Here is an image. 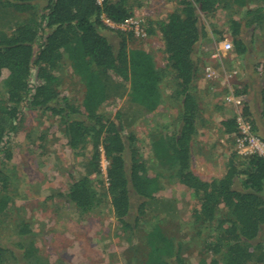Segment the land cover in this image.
<instances>
[{"label":"trees","instance_id":"1","mask_svg":"<svg viewBox=\"0 0 264 264\" xmlns=\"http://www.w3.org/2000/svg\"><path fill=\"white\" fill-rule=\"evenodd\" d=\"M40 1L0 0L4 9L20 14L33 12L12 32L0 27V157L10 158L5 140L16 128L24 108L48 111L61 122L68 146L81 160L84 176L71 186L69 198L82 213L91 212L100 204L98 188L103 187L120 228L136 233L138 221L135 225L128 221L134 191L143 199L138 212L154 216L159 225H167L178 218V206L173 199L162 195V183L151 177L145 164L137 158L132 148L135 137L124 133L160 109L162 86L171 76L176 82L172 97L183 99L181 127L163 145L164 150L156 147V151L177 167L172 179L195 195L196 226L212 229L215 241L207 247L212 256L198 264L251 263L253 243L264 228V158L246 156L242 168L231 159L224 176L212 182L196 176L190 169L198 110L192 88L198 74L194 54L200 41L208 35L201 17L215 14L220 7L230 9L234 5L246 9V16L252 18L250 22H261L264 0H182L166 20H149L146 32L151 35L158 31L162 36L168 64L165 70L157 69L150 53L129 48L135 37L133 33L112 30L120 39L116 47L104 35L109 29L105 19L123 24L133 16L130 0H104L102 4L97 0H47L36 12ZM243 27L237 19H230L229 29L238 54L246 52ZM67 63L85 84L80 105L67 96L61 97L56 88L57 74ZM35 69L38 84L33 86ZM118 80L129 84V104L126 110L110 119L99 110L115 95L124 94L125 85ZM236 116L223 121L227 134L237 132ZM249 120L256 133L254 121ZM127 152L131 153L129 166ZM103 157L109 161L106 182L101 169ZM9 184L6 171L0 169V215L11 207ZM158 229L149 235L153 244L149 251L140 237L143 264H186L180 248L173 253L166 252L169 242ZM30 233L28 225L20 230L21 237ZM155 241L160 243L159 247L154 245ZM31 246L25 257L30 258ZM170 254L174 258L172 263L167 258ZM0 264H17L14 252L0 247Z\"/></svg>","mask_w":264,"mask_h":264},{"label":"rangeland","instance_id":"2","mask_svg":"<svg viewBox=\"0 0 264 264\" xmlns=\"http://www.w3.org/2000/svg\"><path fill=\"white\" fill-rule=\"evenodd\" d=\"M180 1L130 0L132 17L143 20L145 29H149V20H166ZM46 3L47 0L38 2L36 12ZM32 13L20 14L0 6V27L12 32ZM231 18L245 26L242 28L244 54L237 53L229 29ZM251 19L246 16V9L234 5L230 9L220 7L215 14L201 17L208 35L200 41L194 54L198 74L192 93L197 99L198 110L196 134L191 142L190 169L206 182L222 178L231 159L240 168L245 163L246 156L238 152L235 134L225 132L222 125L225 119L239 113L246 115L254 121L256 134L264 141V19L250 22ZM112 30L104 31V35L116 47L120 39ZM226 41L233 44V49L221 53L222 58L214 59L213 53ZM129 48L145 50L153 56L157 69H168L164 43L158 31L151 35L147 33L146 37H133ZM209 66L221 75L233 74L230 88L238 101L237 106L226 101L230 94L228 88L211 91L212 81L205 72ZM36 72L35 69L33 86L38 84ZM57 77L56 88L60 96L82 104L85 84L71 64H65ZM167 80L162 86L160 109L139 120L124 134L135 137L132 148L137 158L145 164L148 174L162 183V195L176 202L178 218L167 225H159L154 216L141 215L138 211L143 199L132 191L128 221L132 225L138 221L139 229L136 233L121 229L110 197L99 185L100 204L91 212L82 213L70 200L69 192L71 186L84 176L83 169L81 160L68 146L63 125L48 111L24 108L16 128L5 140L10 158L0 157V169L9 177L8 194L12 197L10 209L0 215V247L12 250L17 264H143L140 237L144 238L146 251L151 250L153 244L149 235L157 227L169 242L166 252L173 253L180 248L186 264H198L212 256L207 250L215 241L212 229L199 228L193 217V210L197 207L195 195L172 179L177 167L171 165L163 153L156 151V147L163 149L181 127L183 99L172 97L176 82L171 76ZM123 84L124 94L115 95L101 106V115L114 119L118 112L127 109L129 84ZM126 156L129 166L131 153L127 152ZM108 166L109 161L103 157L101 169L105 182ZM24 225L29 226L31 233L21 237L20 230ZM31 244L28 258L24 254ZM154 245L159 247L160 243L155 241ZM253 245L254 258L249 264H264V228ZM171 255L167 256L170 263L174 262Z\"/></svg>","mask_w":264,"mask_h":264},{"label":"built area","instance_id":"3","mask_svg":"<svg viewBox=\"0 0 264 264\" xmlns=\"http://www.w3.org/2000/svg\"><path fill=\"white\" fill-rule=\"evenodd\" d=\"M99 4H102L104 0H97ZM105 24L113 30H120L123 32L133 33L136 37H146L147 32L144 27L143 20L134 19L131 17L123 24H115L107 19L104 20ZM233 49V44L229 41L224 42L220 48H217L213 53L214 59L222 58L221 53H228ZM206 77L212 81L211 90L215 91L216 86L219 83L223 84V87L228 88L230 94L225 98L226 101L233 105H238V101L230 88V82L233 77L231 73H225L221 75L215 71L213 67L206 68ZM237 132L235 133V141L238 152L243 156L258 155L264 158V141L258 137L254 131L251 121L243 116L242 113L237 114Z\"/></svg>","mask_w":264,"mask_h":264},{"label":"crops","instance_id":"4","mask_svg":"<svg viewBox=\"0 0 264 264\" xmlns=\"http://www.w3.org/2000/svg\"><path fill=\"white\" fill-rule=\"evenodd\" d=\"M210 87H211V85H210ZM219 88H224L222 83L217 84V86H216V90H215V91H212V90H211V91H212V92H217ZM210 89H211V88H210Z\"/></svg>","mask_w":264,"mask_h":264}]
</instances>
